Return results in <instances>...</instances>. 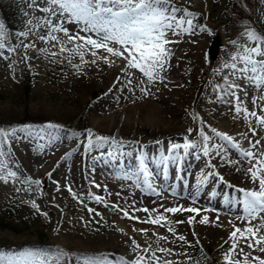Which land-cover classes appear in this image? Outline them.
<instances>
[{"label": "rangeland", "instance_id": "obj_1", "mask_svg": "<svg viewBox=\"0 0 264 264\" xmlns=\"http://www.w3.org/2000/svg\"><path fill=\"white\" fill-rule=\"evenodd\" d=\"M1 1L16 8V39L17 44L21 47L14 54L8 50L7 46L5 49H0L4 52V56H0V127L8 130L12 127L18 128L27 125L39 128L49 123L56 124L60 126L58 129L48 131L59 136L57 140L61 141L57 142V145L72 144L76 151L71 150L70 157L54 166L56 167L54 180L61 184L57 187L50 186L48 177L42 173L44 172L43 166L51 158L49 149L53 146L54 140L50 143L48 136H45L44 139L24 138L22 134L17 133L21 138L13 140L11 145L14 154L12 161H16L14 163L9 161L13 170L20 167H18L17 178L15 181L10 179L8 183L0 180V220L6 218L4 222L7 223L6 226H0V251L16 253L27 248L58 247L69 253H103L113 264H117L121 257L131 261L139 255H145L146 264H148L147 257L151 255V252H135L136 244H139L141 247L151 246L152 252H155L156 256L160 258V264H163L164 260L190 264L184 255L188 245L177 240L167 231L166 227L141 223L140 221L148 219L149 214L143 211H133V209H158L160 213L166 214L168 219L170 213H164V209L167 207L183 205L184 207L212 209L206 213L202 211L196 216V221H199L204 215H207L211 222L207 226L212 227L223 223L233 224V220L242 216V206L235 203H224L223 192L220 195L219 189L212 182L199 185V194L197 195L198 183L189 179L192 174L198 178L205 174L200 159L203 152L199 148L191 149V160L186 170L188 182L184 194L171 196L162 192V195L167 196L166 199L154 203L148 202L142 192H139L142 189L140 183L143 177L141 176L137 180L138 158L143 152L145 162L150 164V157L160 158L163 153L165 154L166 149H170L171 143H184L185 138L187 140L202 139L200 129L209 135L212 128L208 121L213 115L210 113V98L219 89L222 90L225 85L224 76L229 73V70L223 68V65L232 62L231 57L240 50V44L248 43L249 46H254L243 35L246 28H254L258 32L263 30L249 19H240L232 13L231 8L234 0H173L175 6L198 13L193 18V32L182 35L189 39L188 45L190 44L193 49L203 46L201 48L202 55L200 58L197 56L188 58L184 62L169 61L167 70L162 73L163 80L149 83L138 70L130 69L126 76L122 71L126 61L122 58L113 57L115 63L111 65L103 60H97L95 64H92L93 57L86 55L85 59L89 63L80 64L79 57L72 58V63H69L66 58L67 54L53 57L38 51L39 48H48L50 52L58 51L52 47L51 43H44L37 39L38 35L46 34L45 28H34L28 37H20L18 34L28 31L29 27L37 23L38 18L47 15L36 7V4H39L40 7L45 6L42 0H35V3L33 0ZM253 13L254 18L264 24V0H253ZM29 20L32 21V25H29ZM201 26H206L211 31L202 32L200 31ZM66 27L71 32L79 31L81 26L67 24ZM215 35L221 36L224 45L217 61L212 63L208 58L207 49ZM234 40L238 41L237 45L231 43ZM30 42L35 43L36 48L23 47V44ZM25 54L29 57L28 59H25ZM99 55L107 54L103 50H99ZM73 64H80V70L73 67ZM86 71H96L100 75H93L96 79L92 81L84 75L87 73ZM27 72L33 74L30 82L27 79L28 76L26 77ZM107 73L117 74L126 79V85L123 86L125 87L123 90L125 92L124 99L116 101L110 98L113 100L111 103L115 105L130 104L143 96L159 91L163 82H167L165 79L178 80V83L173 86V93H166L164 88H161L163 94L155 95L154 98L167 108V111L162 114L165 119L173 120V117L174 119L178 117V120L176 119V122H180L178 125H185L188 128L181 127L177 132H168L140 124L137 126L135 135L130 137L129 133H126L120 139L115 137L117 140L125 142L122 148L117 149L116 158L107 156V152L112 150L108 145L103 148H94L90 153L85 154V137L88 129H91L96 135L114 137V134L106 132L102 127L94 128L92 126L94 107L104 111L108 107V105L104 106L103 102L107 88L104 83L99 82V77ZM174 75L175 77H173ZM129 79L132 80L131 84L128 83ZM233 79L232 76H229V80ZM138 81H143V83H138ZM235 83L240 85L236 93L243 101L242 107H247L250 111L256 110L252 108V106H256L253 104V98L264 95V91L258 90L243 79H236ZM217 85L222 87L216 88ZM141 87L148 89V94L142 92ZM230 97L229 104L232 109L228 112L229 118L223 122L218 121L217 125H222L223 133L233 136L242 149H251L257 155L264 153V127H261L255 118L245 119L243 112L237 113L234 110L236 101L232 96ZM256 104H260L261 108L264 107V101L258 100ZM170 105H175L172 108L177 110H170ZM260 109L256 111L258 114L264 115ZM194 116L198 119H194ZM26 117H35L41 120L38 122L28 120L19 123ZM252 128L256 129L255 135L250 131ZM190 129L192 131H189ZM73 132L81 135L74 137L72 136ZM215 136L216 134L210 136L212 138L210 147L211 142H220ZM256 140H259L260 143L252 149L250 141L255 143ZM158 141L162 143H157ZM220 143L229 149L228 154L226 156L216 155L213 152L210 155L227 163L225 173L232 171L245 183L244 179L250 177L247 174V169L251 165L237 149L227 143ZM40 145H43L42 151ZM101 151L105 153L104 157H100ZM152 151H154L153 155L150 156L148 153ZM232 158L237 162L228 163L227 161ZM151 167L153 170L157 168L153 165ZM176 167L177 163H172L171 170H175ZM79 170L85 174L84 178L87 176L98 178V173H102L107 190L122 196L126 203L125 209H128L129 213L135 214L134 216L139 220L122 217L111 212L105 204L91 199L89 193L100 194L94 192L90 184L76 174V171ZM225 173L221 175L224 177ZM26 177L41 180L43 183L41 185L29 184L25 182ZM63 180L68 181L69 184L63 185ZM69 185L78 198H74L69 193L67 187ZM240 188L250 189L246 183L244 187ZM49 189L54 196L56 195L52 202L45 200V196L42 195ZM233 191L230 198L239 195L235 190ZM193 197L196 198L195 203H193ZM81 200L83 203L80 202ZM32 201L39 205V210L31 206ZM89 208L95 211L89 212ZM41 213H47V215ZM152 215L155 216L156 213L154 212ZM217 215L219 216L218 220L216 219ZM261 215L264 216V213ZM169 220L172 221L170 226L174 227L178 234L186 236L192 247L201 250V258L197 264H225L223 256L229 249L230 242H222L219 237L210 235L206 229L208 227L204 224L193 223V225L198 224L193 228L194 236L187 220H182L184 221L182 224L175 223L181 220ZM236 227H245V222ZM141 229L147 231L142 232ZM86 231H91V235L85 237L84 232ZM261 231L264 233V229ZM160 236H166L168 239H159ZM197 238L199 239L198 244ZM110 239L112 242H109ZM60 242H64V244L61 245ZM160 248H171L173 254L166 255L158 251ZM240 248H243L244 253L251 252L250 261L254 256L264 258V253L259 250L252 251L244 241H241L233 259L243 260ZM181 250L183 256L180 253ZM63 264H68V262L64 261ZM71 264H78L74 257ZM253 264H257V262L253 261Z\"/></svg>", "mask_w": 264, "mask_h": 264}, {"label": "snow or ice", "instance_id": "obj_2", "mask_svg": "<svg viewBox=\"0 0 264 264\" xmlns=\"http://www.w3.org/2000/svg\"><path fill=\"white\" fill-rule=\"evenodd\" d=\"M42 2L45 5L44 7H40L39 4H36V7L40 12L47 15L38 18L35 25H32V21L29 20L28 23L32 26L29 27L28 31H22L18 34L20 37H28L34 28H45L46 34L38 35L37 39L44 43H51L52 47L58 49V51L50 52L48 48H39L37 49L38 51L53 57L67 54L66 58L69 63H72V58L79 57L80 64L89 63L85 59L86 55L93 57L91 60L92 64H95L97 60H103L111 65L115 63V60L112 59L113 57L122 58L126 61V65L122 69L126 76L129 74L130 69L138 70L149 83L163 80L162 73L167 70L172 55L168 46L172 43H178V41L168 39L169 32L173 36L192 33L194 28L193 18L198 15V13H193L186 8L175 6L173 0H42ZM33 3H35V0H33ZM67 24H77L81 27L79 31L70 32L69 28L66 27ZM200 31L210 32L211 30L206 26H201ZM81 33H84V35H81ZM8 35L9 33L4 23L0 21V49L6 48ZM243 35L254 46H249L248 43L240 44V50L231 57L232 62L223 65V68L228 69L229 73L224 76L225 85L219 98L223 99L224 95H231L236 101L234 110L237 113L243 112L245 119L255 118L257 123L264 127V115L258 114L256 110L250 111L247 107H242L243 101L240 100L236 93L240 85L235 83L236 79H243L258 90L264 91V31L258 32L254 28H246ZM231 43L237 45L238 41L234 40ZM23 47L36 48V44L30 42L23 44ZM8 50L15 51L14 48H9ZM99 50H103L107 55H99ZM0 56H4L3 51H0ZM4 58L7 59V57ZM28 58L27 54H25V59ZM80 64H73L72 66L79 71ZM229 76L234 79L229 80ZM128 83L131 84L132 80L129 79ZM138 83L142 84L143 81H138ZM221 87L220 85L216 86V88ZM140 90L148 94V89L141 87ZM258 100L264 101V95L254 97L253 104L256 105ZM260 112H264V107L260 109ZM194 119H198V117L194 116ZM59 127V125L52 123L39 128L27 125L5 130L0 127V180L8 183L10 179L15 181L17 178L18 169L13 170L9 165V161H12L14 155L11 148L12 141L21 138L17 133L22 134L24 138L44 139L45 136H48L51 143L52 140L59 139V136L50 133L48 130L58 129ZM189 131L192 130L190 129ZM250 131L253 135L256 134L255 128L250 129ZM213 132L220 140L237 149L240 155L248 161L251 166L247 169V174L250 176L253 185H258V187H253L252 189L236 188L225 181L219 172L210 171L203 174L198 181L197 195L199 194V185L206 184L209 177H216L220 182L227 184L228 187L235 188L239 195L232 199L226 197L225 203H235L242 206L243 215L238 216L237 219L244 221L245 227L240 228L233 225L229 241H226V243L230 242V247L225 252L223 260L225 264H253V261L257 262V264H264V258L260 256H254L252 261H250L251 252L244 253L243 248L239 249L240 253L243 254V260L233 259L237 254V248L241 241H244L246 246L252 251L259 250L264 253V233L261 231L264 229V216L261 215V213H264V153L257 155L251 149H242L233 136L218 132L215 129H213ZM79 135L81 134L77 132L72 133L74 137ZM200 136L202 137L201 143H193L187 138H185L184 143H171L169 154L161 155L159 163L164 166L169 161L177 163L182 158L179 153L181 149L187 152L189 149L199 148L205 157H209L213 152L216 155L223 154L226 156L228 154L229 149L224 144L211 142L210 147L212 138L203 129H200ZM85 139V154L90 153L94 148H103L108 145L112 148L111 151L107 152L109 158H116L118 155L117 149L122 148L125 143L115 137L96 135L91 129L86 131ZM157 143L162 142L158 141ZM259 143V140H256L255 143L250 141L251 148H256ZM39 147L42 151L43 145ZM73 151L76 150L74 149ZM71 155L72 151L66 153L65 158ZM104 156L105 153L101 151L100 157ZM138 159L137 180L142 176L143 182L151 188L152 185L149 180L151 173L145 163V154L141 152ZM253 161L255 162L253 163ZM227 162L236 163L237 161L228 160ZM211 167L215 168V165H211ZM48 175L51 176V173ZM25 182L35 185L43 183L41 180L31 177H26ZM67 187L69 193L74 198H78L71 186ZM95 187L99 188L100 185L96 184ZM212 195H215V193H212ZM89 197L98 203H106L100 195L89 193ZM195 199L193 197V203H195ZM80 202L83 203V200ZM31 206L39 210V205L35 201L31 202ZM114 207L123 212L125 217L139 220L138 217L130 215L128 209H121L119 205H114ZM88 211L93 212L95 210L89 208ZM133 211H143L149 214L148 219L140 221L141 223L166 227L167 231L177 240L189 247L192 246L186 236L178 234L176 229L170 226L172 221L168 219L166 214L160 213L158 209L143 208L133 209ZM202 211L206 213L212 211V209L184 207L183 205L164 209V213L173 215L184 212L196 214L187 218L189 225L196 221V216ZM154 212L156 213L155 216L152 215ZM41 214L47 215V213ZM216 219H219L218 215ZM257 219L259 223L253 225L252 222ZM198 222L207 224L209 217L204 215ZM175 223L182 224L184 221H176ZM140 231L146 232L147 230L141 229ZM193 235L195 236L194 230ZM159 239L167 240L168 237L160 236ZM198 243L199 239L197 238ZM136 248L139 249L140 245L136 244ZM143 251L147 253L149 250L145 249ZM158 251L166 255L173 254V249L171 248H160ZM184 255H187V253H184ZM73 257L78 264H113L107 258V255L103 253H69L58 247L27 248L16 253L0 251V264H63L64 261L71 264ZM147 262L148 264H152V262L160 264V258L156 256L155 252H151V255L147 257ZM117 264H146V256L139 255L131 261L121 257ZM163 264H180V262L164 260Z\"/></svg>", "mask_w": 264, "mask_h": 264}, {"label": "bare ground", "instance_id": "obj_3", "mask_svg": "<svg viewBox=\"0 0 264 264\" xmlns=\"http://www.w3.org/2000/svg\"><path fill=\"white\" fill-rule=\"evenodd\" d=\"M168 39L170 40H174V41H178V43H172L170 44L168 47L171 49V59L170 61H175V62H184L186 61L188 58L191 57H195L197 56L198 58H200V56L202 55L201 52V48L203 46H199V47H195V49H193L190 44L188 45V38L183 36L182 34L179 36H173L171 34V32H169L168 34ZM205 47V46H204ZM204 52V50H203ZM87 73H84L85 76H87L86 78H89V80L95 81V77H93V75H100L98 74L96 71H86ZM175 77V75L173 76ZM119 78V80H118ZM167 82H163V84L161 85V88H164V91L166 93H173L174 91V84L178 83V80H170V79H165ZM99 82L100 83H104V85L107 88V94L105 96V98L103 99L104 102V106L108 105L106 111L100 109L98 110V107H94V113H93V119H92V126L94 128H103L106 130V132H110L112 134H114V137H116L117 139L122 138V136L126 133H129L128 135H135L137 132V126H139L140 124H144L145 127L149 126L152 128H155L157 130H166L168 132H177V130H180L181 127H186L178 125L180 124V122H176V119L178 120V117H173L172 119H165V117L162 115L163 113H165L167 111V108L162 105L161 103L157 102L155 95L159 96L162 95L163 92L160 90L157 92H155L154 89H152L153 94H149L147 96H143L142 98L138 99L137 101H133L130 104H112L111 102L113 100L119 101V100H123L125 97V92H123V90H125V87H123L124 85H126V79L119 77L117 74H111V73H107L106 75H101L99 77ZM170 82V83H168ZM128 86V85H127ZM124 88V89H123ZM223 91L219 89L217 92H215L214 94L211 95L210 98V113H212V117L209 122L210 126H211V131L209 133L210 136H214L215 132H213V129L217 130L218 132H223L224 127L222 125H217V122H223L225 120H227L229 118L228 116V112L232 109L231 104H229L230 99H231V95H224L223 99H220V95ZM176 95V93L174 94V96ZM110 98H113V100H110ZM122 102V101H121ZM175 105H170V110H177L176 108H172ZM252 108H255L256 110H259L261 108L260 104H256V106H252ZM188 128V127H186ZM189 128H192L191 126H189ZM215 138L219 139L217 136H215ZM220 140V139H219ZM61 140H57L55 139L53 141V146L49 149V154H50V160L47 161V163L43 166V173L42 175H45L48 177V180L50 181V186H54L57 187L59 186L61 183H57L54 178H55V171H56V167H54L58 162H64L65 158V154L70 152L71 150H74L75 146L72 144L69 145H57V142H60ZM189 141L193 142V143H201L202 139H196V138H191ZM220 142L226 143L225 141L220 140ZM219 144H222L220 143ZM169 150L170 149H166L165 154L163 153V155H168L169 154ZM153 152L148 153L150 156L153 155ZM180 156L182 157L178 162H177V167L175 170H171V165L172 162L169 161L167 163L166 166L161 165L159 163V158L158 157H150L149 161L150 164H147V162H145L148 165V170L151 173L149 180L151 183V188L148 187L147 184H145L143 182L140 183L141 186V190L139 192H142V194L145 196L146 200H148V202H158L161 200L166 199L165 195H162V192H166L164 194L166 195H177V196H182V193L184 194V190L187 187V176L188 173L186 172V170L188 169L189 166V162H190V157L192 155V151L191 149L187 150V152H185L183 149L179 150ZM155 158V159H154ZM200 159L202 160V166L205 170V173L210 172V171H217L219 172V174H223L225 173V167L227 166L226 162L224 163V161L219 160L217 157L214 158L212 155H210L209 157H205L202 153H201V157ZM232 161H235V159H231ZM16 160H14L15 162ZM146 161V160H145ZM17 166V163H15ZM151 165L153 166H157V168L155 170L152 169ZM211 165H215V168H212ZM19 167V166H18ZM17 167V169H18ZM20 168V167H19ZM82 171V170H81ZM51 173V176H49L48 174ZM76 174L82 178L85 179V181L87 183L90 184L91 189L96 192L97 194H100L104 200L106 201L105 204L108 209L111 212H115L117 214H119L122 217H125L123 215V212L119 211V209L115 208L114 205H119V208L121 209H125L126 208V203L124 201V199L122 198V196L117 195L115 193H111L109 192V190H107L105 184H104V179L102 176V173H98L99 177L98 178H94V177H90L87 176L85 177V174H83V171L80 172L76 171ZM198 176L192 174L191 178L189 180L194 181L196 184L198 183V181L202 178ZM224 180L227 181L228 183H230L231 185L235 186L236 188H240V187H244L245 183L250 187V189H252L253 187H257V185H253L250 177L248 179H244L245 183L240 180L235 173H233L231 171L226 172L224 175ZM208 182H212L214 184V186H216L219 191H220V195L224 194L223 196V201L225 203V199L226 197L228 199H232L230 198V194L232 192H234L233 190H235V188L233 187H228L227 184L222 183L219 181L218 178L216 177H209ZM63 185L64 184H69L68 181H64L63 180ZM98 184L100 185L99 188L95 187V185ZM180 194V195H178ZM233 194V193H232ZM43 196H45V200L47 201H54L55 196L54 194H52L51 189H49L45 194L42 193ZM232 196V195H231ZM241 214L243 215V211H241ZM56 215L58 216V213H56ZM130 215H135V214H131ZM194 213H188V212H184V213H177L175 215L173 214H169V219H177V220H187V218L189 216H193ZM195 223H199L198 221H195ZM233 224H228V223H223L219 226H212V227H208V224H211V222H208L206 225L208 228L207 232L210 233V235H213L215 237H219V239H221L222 242H225L229 239V235L230 232L232 231L233 227L232 225L235 226H239L244 224V221L242 220H233L232 222ZM253 225L259 223V220H254ZM198 225H189L190 228H193ZM84 236H88L91 235V231H86L84 232ZM92 237V236H89ZM124 238V237H123ZM109 242H112V240L110 239ZM60 244H64V242H60ZM148 249V252H152L153 248L151 246L148 247H141L139 249L136 248L135 252H144L143 250ZM181 255L183 256V251L181 250Z\"/></svg>", "mask_w": 264, "mask_h": 264}, {"label": "trees", "instance_id": "obj_4", "mask_svg": "<svg viewBox=\"0 0 264 264\" xmlns=\"http://www.w3.org/2000/svg\"><path fill=\"white\" fill-rule=\"evenodd\" d=\"M231 11L240 19H249L255 25H257L258 28H261L264 31V24L259 22L256 18H254L252 0H234ZM16 16H17L16 8L13 7L11 4H6L0 0V21L4 23L5 28L9 33L6 39V44L10 48L15 49V51H12V53H15L19 47L15 36L17 30V24L15 20ZM28 76L31 77L30 75ZM28 120H31V122H38L41 119L35 117H26L22 120L23 122L21 121L19 123H24V121H28ZM5 219L6 218H2V220H0V226H6L7 223L4 222ZM187 249L188 252H201L199 248L192 246L188 247ZM195 256L196 254H191L192 259H194Z\"/></svg>", "mask_w": 264, "mask_h": 264}, {"label": "water", "instance_id": "obj_5", "mask_svg": "<svg viewBox=\"0 0 264 264\" xmlns=\"http://www.w3.org/2000/svg\"><path fill=\"white\" fill-rule=\"evenodd\" d=\"M223 47V41L220 36H215L210 42L208 48V56L211 62H215L218 58L220 49Z\"/></svg>", "mask_w": 264, "mask_h": 264}]
</instances>
